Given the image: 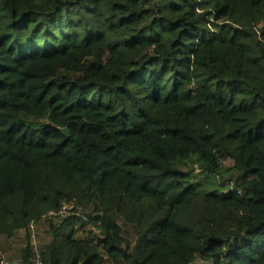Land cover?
Segmentation results:
<instances>
[{
    "label": "trees",
    "instance_id": "trees-1",
    "mask_svg": "<svg viewBox=\"0 0 264 264\" xmlns=\"http://www.w3.org/2000/svg\"><path fill=\"white\" fill-rule=\"evenodd\" d=\"M257 25L264 0H0V235L73 201L44 264H264Z\"/></svg>",
    "mask_w": 264,
    "mask_h": 264
},
{
    "label": "rangeland",
    "instance_id": "rangeland-1",
    "mask_svg": "<svg viewBox=\"0 0 264 264\" xmlns=\"http://www.w3.org/2000/svg\"><path fill=\"white\" fill-rule=\"evenodd\" d=\"M222 163L224 166L229 167L232 166V162L229 160H224L222 159ZM227 173V175H230ZM230 185H225L223 186V189H228ZM93 213L98 214V210H94L93 207L90 206V208H87L86 210H81L80 214L81 215H86V213ZM70 215V214H69ZM64 217H59L57 219H53L50 221L55 222L56 224L60 223ZM66 218V217H65ZM47 219L40 221V223L35 225V232L36 236L35 237H30L28 239V233L25 231H18L13 237H7L5 235H0V258L4 257L7 260L10 261H15V260H22L23 255H22V248L27 245V241L31 242L32 246L34 248H39L40 245L48 242L51 239V234H52V227L50 226L49 222ZM120 223L123 226V234L125 237V245L127 246L128 244L131 245V247L134 246V233H133V227L130 223H125L124 220L120 219ZM76 232L75 236L79 238H85L87 233L93 229L95 232H99L98 229L91 223H87L85 225L82 224H76ZM104 264H112L110 259L106 256Z\"/></svg>",
    "mask_w": 264,
    "mask_h": 264
},
{
    "label": "built area",
    "instance_id": "built-area-1",
    "mask_svg": "<svg viewBox=\"0 0 264 264\" xmlns=\"http://www.w3.org/2000/svg\"><path fill=\"white\" fill-rule=\"evenodd\" d=\"M255 30L257 32L258 37L261 40H264V33L262 31V25H257L255 27ZM75 209V203L73 201H65L62 203V205L59 207V209L57 210H49L48 212L44 213L42 215V220H48V219H57L59 217H65L66 215L72 213ZM35 222H32L30 224V231H31V237H35L36 236V232H35ZM36 249V257L28 262V261H23V260H15V261H10L5 259L4 257L0 258V264H44L41 258V255L39 252V248H35Z\"/></svg>",
    "mask_w": 264,
    "mask_h": 264
},
{
    "label": "water",
    "instance_id": "water-1",
    "mask_svg": "<svg viewBox=\"0 0 264 264\" xmlns=\"http://www.w3.org/2000/svg\"><path fill=\"white\" fill-rule=\"evenodd\" d=\"M61 131L63 134H65L66 136H69L70 132L67 128H61Z\"/></svg>",
    "mask_w": 264,
    "mask_h": 264
},
{
    "label": "crops",
    "instance_id": "crops-1",
    "mask_svg": "<svg viewBox=\"0 0 264 264\" xmlns=\"http://www.w3.org/2000/svg\"><path fill=\"white\" fill-rule=\"evenodd\" d=\"M21 232V231H20Z\"/></svg>",
    "mask_w": 264,
    "mask_h": 264
}]
</instances>
